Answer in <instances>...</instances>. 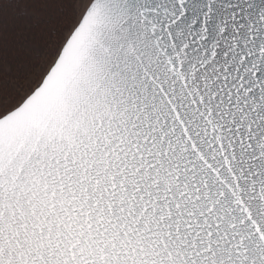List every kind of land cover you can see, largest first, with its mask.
I'll return each mask as SVG.
<instances>
[{
	"label": "snow or ice",
	"instance_id": "1",
	"mask_svg": "<svg viewBox=\"0 0 264 264\" xmlns=\"http://www.w3.org/2000/svg\"><path fill=\"white\" fill-rule=\"evenodd\" d=\"M0 17V264H264V0Z\"/></svg>",
	"mask_w": 264,
	"mask_h": 264
},
{
	"label": "trees",
	"instance_id": "2",
	"mask_svg": "<svg viewBox=\"0 0 264 264\" xmlns=\"http://www.w3.org/2000/svg\"><path fill=\"white\" fill-rule=\"evenodd\" d=\"M21 2H31V3H45V4H53V5H59L62 7H67L72 5V3L74 2V0H21ZM4 3V0H0V5H2ZM78 25V20L75 22V24L71 27L70 31L68 32V35L71 34V31L74 30V28ZM41 45L40 43L36 44L37 48H40ZM62 47V44L60 45ZM57 55H58V51H57ZM5 59V54H4V39H3V20L2 17H0V60L1 59ZM54 62V59H53ZM3 69L2 67H0V70ZM4 80L3 77V72L0 71V84L1 81Z\"/></svg>",
	"mask_w": 264,
	"mask_h": 264
},
{
	"label": "rangeland",
	"instance_id": "3",
	"mask_svg": "<svg viewBox=\"0 0 264 264\" xmlns=\"http://www.w3.org/2000/svg\"><path fill=\"white\" fill-rule=\"evenodd\" d=\"M91 1H92V0H86V2H85V6H84L83 8H80V9H79L77 12H75V13H73V12L71 11V9H69L68 7H66V8H65V9H66V14H67V15H75V22L78 20V23H79L80 20H81V18H82V16H83V14H84V12L86 11L87 6L90 4ZM79 2H80V0H74V2L72 3V5H75V4L79 3ZM74 24H75V23H73V24L71 25V27H72ZM71 27L68 29V32L70 31ZM46 44H47V41L44 42L43 46H46ZM41 47H42V46H41ZM53 59H54V58H53ZM4 63H5V59L3 58V59L0 60V67H2L3 69H4ZM53 63H54V62H53ZM50 67H51V65H48V66L45 68L43 74L46 75V73H47V71L49 70ZM3 69H1L0 71L3 72ZM42 78H43V77L41 76L40 80L37 81V83H36V86H37V87L39 86V83L42 82ZM2 80H3V79H2ZM3 81H4V80H3ZM3 81H1L0 88H2V86H3ZM28 94H30V92H29ZM21 102H22V101H21ZM15 106H19V105L17 104V105H15ZM10 110H11V109H10ZM2 115H3V113L0 112V116H2Z\"/></svg>",
	"mask_w": 264,
	"mask_h": 264
},
{
	"label": "water",
	"instance_id": "4",
	"mask_svg": "<svg viewBox=\"0 0 264 264\" xmlns=\"http://www.w3.org/2000/svg\"><path fill=\"white\" fill-rule=\"evenodd\" d=\"M92 2V1H91ZM90 2V4H91ZM89 4V5H90ZM84 15V14H83ZM83 17V16H82ZM82 19V18H81ZM79 24V23H78ZM59 117V107L58 105L54 102L53 103V108H52V111H51V116H50V119H56Z\"/></svg>",
	"mask_w": 264,
	"mask_h": 264
}]
</instances>
